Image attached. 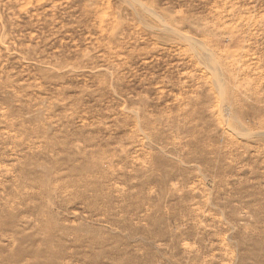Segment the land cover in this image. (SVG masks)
Masks as SVG:
<instances>
[{
  "label": "rangeland",
  "instance_id": "obj_1",
  "mask_svg": "<svg viewBox=\"0 0 264 264\" xmlns=\"http://www.w3.org/2000/svg\"><path fill=\"white\" fill-rule=\"evenodd\" d=\"M0 264H264V0H0Z\"/></svg>",
  "mask_w": 264,
  "mask_h": 264
}]
</instances>
